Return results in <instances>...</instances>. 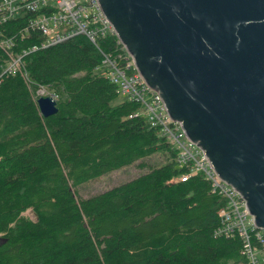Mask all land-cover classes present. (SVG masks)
I'll list each match as a JSON object with an SVG mask.
<instances>
[{"label":"trees","instance_id":"16d2710c","mask_svg":"<svg viewBox=\"0 0 264 264\" xmlns=\"http://www.w3.org/2000/svg\"><path fill=\"white\" fill-rule=\"evenodd\" d=\"M20 27L0 26V41ZM36 42L17 40L11 51ZM100 59L78 38L23 58L26 85L0 78V264H242L239 240L213 234L224 202L201 179L169 183L181 175L175 152L135 116L136 104H114L115 87L94 72ZM5 61L0 50V73ZM39 87L55 97L56 116L37 112L30 94ZM151 156L163 164L79 196L81 185L109 173L143 171Z\"/></svg>","mask_w":264,"mask_h":264},{"label":"water","instance_id":"95a60500","mask_svg":"<svg viewBox=\"0 0 264 264\" xmlns=\"http://www.w3.org/2000/svg\"><path fill=\"white\" fill-rule=\"evenodd\" d=\"M142 80L264 230V0H96ZM51 96L37 101L57 115Z\"/></svg>","mask_w":264,"mask_h":264},{"label":"built area","instance_id":"2783aa9c","mask_svg":"<svg viewBox=\"0 0 264 264\" xmlns=\"http://www.w3.org/2000/svg\"><path fill=\"white\" fill-rule=\"evenodd\" d=\"M16 20L21 23L16 34L9 40L0 41V50L4 52L7 62L0 78L5 75L20 76L26 85L28 79L23 70V58L84 38L101 58L94 72L115 87L117 96L136 104L139 113L135 116L144 118L175 152V167L181 175L169 183L185 184L195 179L207 183L209 194L224 202L216 216L218 227L213 232L214 237L239 240L242 264H264V230L256 229L246 200L218 178L204 151L189 141L181 123L168 117L162 98L142 80L133 57L118 40L96 0H0V26ZM30 36L37 37L38 42L19 55L13 54L11 48L14 43L17 40L23 42ZM107 40L109 49H103ZM30 96L35 104L38 99L49 96L56 102L44 87L32 90Z\"/></svg>","mask_w":264,"mask_h":264},{"label":"rangeland","instance_id":"374dc122","mask_svg":"<svg viewBox=\"0 0 264 264\" xmlns=\"http://www.w3.org/2000/svg\"><path fill=\"white\" fill-rule=\"evenodd\" d=\"M121 100L123 99L119 97L116 103L114 104L120 103ZM162 164H163V159H161L159 156H151V158L149 157L146 159L145 161L146 167L144 168L143 171L138 170L135 165L132 167H126V169L123 168L113 173H109L104 177H100L94 181L88 182V184L85 183L81 185L78 191L79 196L88 199V197H91L93 195H98V194L101 195V193L109 191L115 188L117 185H120L122 183L133 180L136 177H139L144 172L150 170L152 167L156 168L157 166H161ZM28 213L30 212L29 211L25 212V214L23 215L24 218L27 217L28 219L33 220V217L29 216Z\"/></svg>","mask_w":264,"mask_h":264}]
</instances>
